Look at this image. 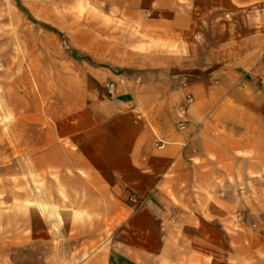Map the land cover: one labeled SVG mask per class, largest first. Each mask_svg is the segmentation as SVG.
I'll return each mask as SVG.
<instances>
[{
	"label": "rangeland",
	"instance_id": "1",
	"mask_svg": "<svg viewBox=\"0 0 264 264\" xmlns=\"http://www.w3.org/2000/svg\"><path fill=\"white\" fill-rule=\"evenodd\" d=\"M161 2L0 0V264H107L127 244L138 194L98 214L69 206L82 198L78 126L119 75L264 58V1ZM250 178L245 205L221 207L212 238L176 242L188 255L172 264H264V176L262 192ZM153 253L142 264H163Z\"/></svg>",
	"mask_w": 264,
	"mask_h": 264
},
{
	"label": "crops",
	"instance_id": "2",
	"mask_svg": "<svg viewBox=\"0 0 264 264\" xmlns=\"http://www.w3.org/2000/svg\"><path fill=\"white\" fill-rule=\"evenodd\" d=\"M211 1L214 8L246 0ZM137 74L119 75L111 97L95 96L78 126L82 198L69 206L95 213L123 203L122 192L138 194L143 204L126 224L128 242L122 251H107L105 261L142 264L156 249L161 263L172 264V257L177 263L188 255L176 242L192 240L199 230L212 238L214 220L224 217L221 207L235 199L245 205L240 193L250 191L247 176L253 191H263L264 58L234 68L223 60L207 62L167 78L161 71ZM160 140L163 147L156 145ZM141 239L144 245L136 242Z\"/></svg>",
	"mask_w": 264,
	"mask_h": 264
},
{
	"label": "built area",
	"instance_id": "3",
	"mask_svg": "<svg viewBox=\"0 0 264 264\" xmlns=\"http://www.w3.org/2000/svg\"><path fill=\"white\" fill-rule=\"evenodd\" d=\"M115 87H116V83L115 82H112L108 85V92L110 94H113V92L115 91ZM189 101H191V98L189 97L188 99ZM179 111L182 113V114H185L186 113V109L184 107H180L179 108ZM187 127L186 125V122L185 121H182L180 124H179V128L180 129H185ZM157 147H163L165 145V142L160 140L158 141V143H156ZM130 199L136 203V204H141L142 203V200L138 199L136 195H133L130 197Z\"/></svg>",
	"mask_w": 264,
	"mask_h": 264
},
{
	"label": "trees",
	"instance_id": "4",
	"mask_svg": "<svg viewBox=\"0 0 264 264\" xmlns=\"http://www.w3.org/2000/svg\"><path fill=\"white\" fill-rule=\"evenodd\" d=\"M20 6H21V5H20ZM21 8H22L24 11H26V12H27V10H26L24 7H22V6H21Z\"/></svg>",
	"mask_w": 264,
	"mask_h": 264
}]
</instances>
